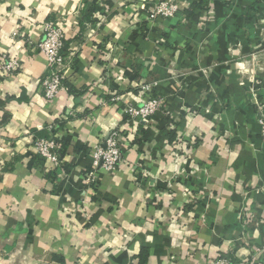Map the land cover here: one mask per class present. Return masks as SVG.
Instances as JSON below:
<instances>
[{"label":"crops","instance_id":"1","mask_svg":"<svg viewBox=\"0 0 264 264\" xmlns=\"http://www.w3.org/2000/svg\"><path fill=\"white\" fill-rule=\"evenodd\" d=\"M198 1L0 0V62L20 64L0 70V264H140L145 248L146 264L264 261V0H211L187 19ZM161 2L178 11L149 25ZM48 20L71 59V90L52 101ZM152 95L162 107L146 123L128 116ZM50 126L65 152L57 182L33 151ZM117 128L123 161L96 170Z\"/></svg>","mask_w":264,"mask_h":264},{"label":"built area","instance_id":"2","mask_svg":"<svg viewBox=\"0 0 264 264\" xmlns=\"http://www.w3.org/2000/svg\"><path fill=\"white\" fill-rule=\"evenodd\" d=\"M231 1V0H229ZM145 8V6L143 7ZM178 11L176 5L169 2H161L158 5L147 8L146 19L149 25L153 24L160 17L173 18ZM66 33L61 22L57 20H48L44 25V37L40 41L38 48L47 59L51 72L43 80L44 95L47 100L52 101L57 97L62 90H68L65 85V70L70 65V57L64 53ZM255 63L258 62V56H254ZM20 67L17 60H8L2 58L0 62V70L4 72L15 71ZM155 84H141L139 89L141 92H152ZM162 107V100L155 95H152L146 100L142 106H130L127 109L129 117L147 122L155 112ZM260 126V136L264 140V115L258 119ZM52 126L49 127L51 135L47 138H37L33 145V151L43 156L47 161L54 166L55 169L62 167L65 160L62 158L61 145L52 136ZM123 133L121 129H114L110 132L105 140V146H100L94 154V168H103L105 170H116L123 161L122 153ZM96 170L90 171L85 177V184L88 187L96 185ZM264 251V247L259 250ZM259 253V252H258ZM212 264H264L257 261L256 257L243 258L237 262L232 261L227 257H218Z\"/></svg>","mask_w":264,"mask_h":264},{"label":"trees","instance_id":"3","mask_svg":"<svg viewBox=\"0 0 264 264\" xmlns=\"http://www.w3.org/2000/svg\"><path fill=\"white\" fill-rule=\"evenodd\" d=\"M212 7V1L211 0H200L198 2H194L192 3V5L186 9L184 11V14L186 16L187 19H198L200 17V14L206 11H209ZM64 53L67 55L66 50L64 48ZM68 90H71L70 87H68ZM82 93V92H81ZM123 133V132H122ZM122 153H123V147H122ZM65 154L64 150H61V155L63 156ZM36 159L44 162L45 160H47L46 158H44L43 156H40L38 154H36ZM61 168L59 167L53 171H51L48 174V178L53 181V182H57L60 178V174H61ZM149 254L148 249H143L142 253L140 254V264H146V259L147 256ZM53 260L59 264H65V258L62 255H54Z\"/></svg>","mask_w":264,"mask_h":264},{"label":"rangeland","instance_id":"4","mask_svg":"<svg viewBox=\"0 0 264 264\" xmlns=\"http://www.w3.org/2000/svg\"><path fill=\"white\" fill-rule=\"evenodd\" d=\"M257 61H260V59L258 58ZM255 74H257V72H256ZM117 168H118V167H117ZM117 168H116V169H117ZM104 170H105V169H104ZM107 171H109V170H107ZM149 171H150V170H148V169H143V170H142V176H141L139 179H141V180L144 181L145 178H150Z\"/></svg>","mask_w":264,"mask_h":264}]
</instances>
